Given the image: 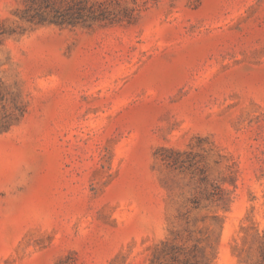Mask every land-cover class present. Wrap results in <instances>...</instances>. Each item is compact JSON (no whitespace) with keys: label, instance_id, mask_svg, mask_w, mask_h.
Masks as SVG:
<instances>
[{"label":"rangeland","instance_id":"obj_1","mask_svg":"<svg viewBox=\"0 0 264 264\" xmlns=\"http://www.w3.org/2000/svg\"><path fill=\"white\" fill-rule=\"evenodd\" d=\"M0 94V264H264V0H0Z\"/></svg>","mask_w":264,"mask_h":264},{"label":"trees","instance_id":"obj_2","mask_svg":"<svg viewBox=\"0 0 264 264\" xmlns=\"http://www.w3.org/2000/svg\"><path fill=\"white\" fill-rule=\"evenodd\" d=\"M92 7L90 9H86V7H81L78 12H77V16L81 19H83L85 17L86 13H90V15H92L93 19L99 20L101 19V16H96L94 14V12L91 11ZM0 99L1 101L3 100L1 94H0ZM13 117L7 113H1L0 111V133H4L7 132L11 129L14 120H12Z\"/></svg>","mask_w":264,"mask_h":264}]
</instances>
